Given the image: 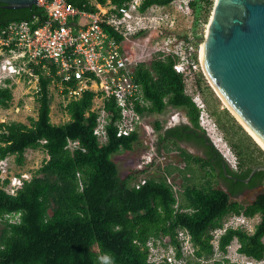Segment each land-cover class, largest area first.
Listing matches in <instances>:
<instances>
[{
  "label": "trees",
  "instance_id": "1",
  "mask_svg": "<svg viewBox=\"0 0 264 264\" xmlns=\"http://www.w3.org/2000/svg\"><path fill=\"white\" fill-rule=\"evenodd\" d=\"M104 3L106 0H95ZM122 4L125 0H111ZM172 0H144L141 9L150 6L169 5ZM214 0H191L190 31L203 40V29L212 11ZM75 6L86 10L93 7L86 0H71ZM44 22L42 8L7 9L0 4V28L13 21ZM183 26L179 25V32ZM134 79L142 85L149 107L145 109L154 116H165L169 110L184 111L187 124L164 130L160 122L154 127L159 140H168L180 151L187 170L179 172V183L170 181L174 169L170 166L158 169L159 174L148 176L146 182L131 184L132 176L123 178L113 156L132 151L138 142L139 132L127 137H118L114 123L119 118L118 110L106 102L111 113L107 142L99 146L93 133L97 113L91 111L94 94L84 93L81 98L70 101L64 108L68 122L54 125L49 122L51 111L47 91L48 79L40 80L41 92L36 96L38 104L35 118L28 125L21 122L0 123V158L13 157L16 164L23 165L27 151H41L46 155L40 167L32 174L15 195L4 188L6 178L0 181V264H149L145 242L150 237L167 236L178 245L176 232L186 229L196 247V257L212 254L210 231L222 227L228 216H244L247 219L259 216L252 232L242 227L229 228L219 239V249L226 251L234 240L238 252L248 258L264 260V190L247 203L232 199L245 188H252L264 180V170H253L264 165V153L213 96L211 87L202 72L196 75L197 88L201 93L205 111L213 118L217 128L236 150L238 170H232L223 160L226 171L218 168L219 177L228 191L210 183L206 170L211 159L201 165L203 173L195 175L194 164L186 150L179 145L193 138L200 130L206 141L211 142L200 126V111L184 94L181 76L173 70V62L154 61L139 65L134 70ZM0 88V109H8L13 100L10 81ZM68 140L77 141L78 148H67ZM45 141L43 144L42 142ZM199 141V140H196ZM203 145V140L199 141ZM163 149L169 151L168 145ZM214 153L219 157L217 151ZM210 154V153H209ZM210 156H212L210 154ZM157 173V171H154ZM191 173L192 178H187ZM232 175L239 181L238 190H233ZM244 180H248L244 184ZM257 181V182H256ZM174 186L178 188V210ZM190 210L184 212L183 210ZM177 257L180 251L176 250ZM106 256L108 262L101 257ZM228 261H224L227 264ZM215 264H220L215 263Z\"/></svg>",
  "mask_w": 264,
  "mask_h": 264
},
{
  "label": "built area",
  "instance_id": "2",
  "mask_svg": "<svg viewBox=\"0 0 264 264\" xmlns=\"http://www.w3.org/2000/svg\"><path fill=\"white\" fill-rule=\"evenodd\" d=\"M86 1L93 7L91 10L75 6L71 0H38L36 6L42 8L46 16L44 22L37 19L13 21L0 28V88L7 86V80L10 84L15 79L21 80L36 98L41 92L40 80L48 79V94L50 96L54 90L60 96L63 110L84 93H93L91 111L97 113L93 133L102 146L107 142L112 116L106 102L118 110L119 118L114 123L118 137L139 132L152 114L145 111L150 104L142 85L134 79V70L139 65L170 59L173 70L181 76L184 94L200 111V126L205 130L206 111L196 84V75L202 72L200 46L203 40L190 31L191 0H172L169 5H154L144 10L141 9L144 0H125L120 5L111 0L103 4ZM180 18L188 22L181 25V32ZM78 146L77 141L67 142L70 150ZM225 160L232 170L237 169L236 158ZM8 164V158H0V181L8 178L9 184L4 190L14 195L30 182L32 174L11 175ZM139 182L144 184L146 180ZM177 190L174 186L176 211ZM240 218L245 217L228 216L222 227L210 231L213 251L206 257L195 256L196 247L186 229L177 230L176 247L167 236L150 237L144 244L147 262L224 264L226 260L227 264H264V260L240 254L237 240L227 246L225 252L220 251L219 239L227 229L240 226L248 231L241 224H234V221L240 223ZM176 250L180 251V257ZM103 260L108 262L106 256L101 257Z\"/></svg>",
  "mask_w": 264,
  "mask_h": 264
},
{
  "label": "water",
  "instance_id": "3",
  "mask_svg": "<svg viewBox=\"0 0 264 264\" xmlns=\"http://www.w3.org/2000/svg\"><path fill=\"white\" fill-rule=\"evenodd\" d=\"M37 2L0 0L7 9H29ZM202 46L203 75L264 152L258 144L264 145V0H214Z\"/></svg>",
  "mask_w": 264,
  "mask_h": 264
},
{
  "label": "rangeland",
  "instance_id": "4",
  "mask_svg": "<svg viewBox=\"0 0 264 264\" xmlns=\"http://www.w3.org/2000/svg\"><path fill=\"white\" fill-rule=\"evenodd\" d=\"M186 20L180 18L178 24H188ZM11 83V85L14 86L12 90L13 100L8 109H0V123L21 122L28 125V119L36 117L38 104L36 103L35 98L30 93L25 82L15 79ZM211 90L213 92V96L220 102L221 109H226L225 105L217 97L214 90L212 88ZM200 97L202 98L201 93ZM50 100L51 111L49 115V122L54 125H60L68 122L69 115L64 112L62 108L63 105L61 104V98L56 94L54 90L50 94ZM156 121L160 122L163 128H166L178 123L185 122L187 121V118L185 116V112L182 110H169L165 116H149L148 119L144 122V127H141L139 129V139L138 142L134 145L132 151H123L112 157L116 162L119 173L123 178L127 176L133 177L131 184H136L135 182H137L138 180H146L148 176H156L157 173H155L154 171L157 168V165H161V168L167 165H170L171 167L182 166V162L178 160L179 156L176 149L172 145H170L169 142L163 143V145H168L171 149L169 151L162 149L164 151V157L162 158L160 156V158H157L156 149L158 146L157 139L159 138V134L158 132H155L154 123ZM205 121L206 122L203 126L206 129L204 130V132L210 139L212 145L221 154L222 158H226L232 161L233 158H236V161L239 162V159L235 154L236 150L229 144V142L225 139L223 133L217 128L213 118L209 115L207 110L205 114ZM45 158L46 155L43 152L39 150H29L25 153L24 164L20 166L16 164V161L13 159V157H10L8 164L10 174L14 175L15 173L20 174L23 172L34 173L40 167ZM258 193L255 192L247 200L252 201L255 195ZM240 219L242 220L240 223L234 221V224H241L250 232L254 230L255 225L260 220L259 216H255L251 219ZM233 247H236L234 243Z\"/></svg>",
  "mask_w": 264,
  "mask_h": 264
},
{
  "label": "flooded vegetation",
  "instance_id": "5",
  "mask_svg": "<svg viewBox=\"0 0 264 264\" xmlns=\"http://www.w3.org/2000/svg\"><path fill=\"white\" fill-rule=\"evenodd\" d=\"M213 5H214V1H213ZM209 17H210V15H209ZM182 124H185V122L178 123V124H175V125L163 128V129L164 130L171 129V128L175 127V126H180ZM155 132H156V130H155ZM192 133H193V135H192L193 138L190 141H188V142H180L179 145H180V147L182 149L186 150V152L190 155V157L192 159H195V160L199 159V162L194 164L195 175H197V172L203 173V167L201 165L203 164V162L205 160H208L210 158L211 159L210 160L211 161L210 162L211 165L206 169L210 173V175H209L210 183L212 185H214V186L218 185L222 189H224L225 191H228V187L226 186L225 182L222 181V179L219 177L220 171L218 169V168H223L224 172L226 171V166H225V163L223 162V160L225 161V159H223V158L220 159L219 157H217V155L214 153V151L218 152V150L212 145L211 142L206 141L205 136L202 134V132L200 130H196V132H192ZM201 139L203 140V145H201L199 143V141ZM196 140H199V141H196ZM166 142H168V140H166L164 142H161L159 140V138L157 139V145H158L157 149H156L157 158H160V156L162 158L164 157V151L162 149H163V143H166ZM176 151H177L178 156H179L178 160H180L182 162V166H174V167H172L175 171L172 174V176L170 177L171 178L170 181H175L176 183H179L180 179H181V174H179V172L187 170V167H188L187 165L188 164H187L186 161L183 160L180 151H178V150H176ZM209 153L212 156H210ZM218 154H220V153L218 152ZM220 157H222L221 154H220ZM156 167L157 168L155 169V171H157L156 175H158L159 174V172H158L159 170L158 169L161 168V165H157ZM165 167H168V165L165 166ZM259 167H264V165L263 166H259ZM162 168H164V167H162ZM236 170H238V167H237ZM226 176H227L228 180L230 179L232 181L231 184H227V185H230V188L232 187L233 190L237 191L238 190V183H239L238 181L239 180L236 177L232 176V175H226ZM192 177H193V175H191V173L189 172L187 174V178H192ZM247 183H248V181L245 182V180H244V184H247ZM261 190H264V180L262 182L256 183V185L253 186L252 188H245V189L241 190L238 194L232 195L231 197H232V199L236 200L237 202L247 203V202L251 201V200L248 201L247 199L250 198L252 196V194H254L255 192L258 193ZM256 195H255V197H256ZM185 211H190V210L188 209V210H185Z\"/></svg>",
  "mask_w": 264,
  "mask_h": 264
},
{
  "label": "bare ground",
  "instance_id": "6",
  "mask_svg": "<svg viewBox=\"0 0 264 264\" xmlns=\"http://www.w3.org/2000/svg\"><path fill=\"white\" fill-rule=\"evenodd\" d=\"M203 47L204 46H202V48H201V50H200V59H201V61H202V52H203ZM258 142V141H257ZM258 144L263 148V150H264V145L263 144H261L260 142H258Z\"/></svg>",
  "mask_w": 264,
  "mask_h": 264
},
{
  "label": "clouds",
  "instance_id": "7",
  "mask_svg": "<svg viewBox=\"0 0 264 264\" xmlns=\"http://www.w3.org/2000/svg\"><path fill=\"white\" fill-rule=\"evenodd\" d=\"M202 73H203V72H202ZM201 128H202V127H201ZM203 130H204V129H203ZM9 158H10V157H9ZM9 158H8V159H9ZM224 159H225V158H224ZM225 161H226V160H225ZM226 163H227V161H226ZM227 164H228V163H227ZM29 173H30V172H29ZM15 174H16V173H15ZM31 174H33V173H31ZM31 179H32V178H31ZM30 181H31V180H30ZM27 183H28V182H27ZM7 186H8V185H7ZM21 189H22V188H21ZM18 191H19V190H18ZM15 194H16V193H15ZM15 194H14V195H15Z\"/></svg>",
  "mask_w": 264,
  "mask_h": 264
},
{
  "label": "crops",
  "instance_id": "8",
  "mask_svg": "<svg viewBox=\"0 0 264 264\" xmlns=\"http://www.w3.org/2000/svg\"><path fill=\"white\" fill-rule=\"evenodd\" d=\"M188 123V120L187 121H185V124H187Z\"/></svg>",
  "mask_w": 264,
  "mask_h": 264
}]
</instances>
